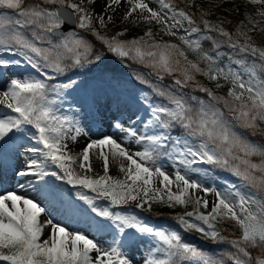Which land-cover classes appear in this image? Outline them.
Here are the masks:
<instances>
[{"label":"snow or ice","instance_id":"6c2138e0","mask_svg":"<svg viewBox=\"0 0 264 264\" xmlns=\"http://www.w3.org/2000/svg\"><path fill=\"white\" fill-rule=\"evenodd\" d=\"M97 2L0 0V52L21 58L42 77L10 75L0 88V106L11 113L0 117V184L5 179L23 181L19 187H29L56 210L73 215L81 209L53 178L70 185L75 200L83 202L96 218L89 227L98 232L111 229L116 235L102 248L80 230L71 231L49 218L42 220L47 209L38 200L5 191L0 193V264H133L127 253L142 242L136 237L155 241L145 264L188 260L264 264V143L249 138L264 137V0H246L258 6L255 16L246 14L247 24L241 21L235 32L225 28L224 19L213 23L206 9H199L198 21L190 11L198 8L195 0H181L183 8L176 0H154L157 8L150 6L153 0H103L99 12L87 7ZM228 2L220 0V4ZM123 4L127 8L121 22L149 26L142 36L123 40L125 32L111 37L102 33ZM152 25H159L164 35L181 43L157 40ZM75 28L89 32L102 47L96 49ZM204 41L211 42V51L204 49ZM222 45L239 58L229 55L228 63H222ZM188 52L196 59H189ZM107 54L150 69L161 83L138 74L135 80L147 86L151 95L141 92L126 97L124 81L109 75L104 67ZM20 63V59L0 57V72ZM94 71L99 75L92 81L77 78ZM49 73L63 75L67 82L49 84L55 79ZM165 76L173 78L168 85L162 84ZM197 76L215 89L229 85L226 95H218ZM72 92L83 93L75 107L84 113L83 124L57 111L63 96ZM157 98L163 102H156ZM113 108L117 115L108 126L140 148L132 151L112 135H103L89 139L74 153L67 141L75 143L87 136L91 131L87 121L102 124V109ZM140 109L146 116L140 115ZM125 113L129 125L120 118ZM134 124L145 131L139 132ZM165 159L178 165L171 174L160 163ZM94 160L101 163L99 173ZM113 165L119 175L110 174ZM218 171L231 174L249 191L230 182L221 191L216 187ZM208 195L215 197L210 211ZM98 199L108 201L110 207H97ZM130 204L149 212L153 204L185 209L191 204L192 211L175 217L178 224L213 244H228L233 251L206 254L184 242L177 231L157 229L135 214L112 210ZM229 221L239 228V236L229 238L217 227ZM46 228L50 229L47 236Z\"/></svg>","mask_w":264,"mask_h":264},{"label":"rangeland","instance_id":"374dc122","mask_svg":"<svg viewBox=\"0 0 264 264\" xmlns=\"http://www.w3.org/2000/svg\"><path fill=\"white\" fill-rule=\"evenodd\" d=\"M74 2H75V0H74ZM195 2H196V5L198 6V8L195 9L196 12H199V9H201V8L209 10L211 12V15L208 16V19H210L213 23H217L218 18L224 19V18H228V17L231 18L230 16H237L240 18V21L237 22L238 25L240 24L241 21H243L245 24H247V21L245 20L246 14L255 16L256 7H258V6L254 7L252 5L247 4L246 0H239V1L229 0L228 3H224V4H220V0H195ZM102 4H103V0H98L96 5H88L87 7L95 8V11L99 12L101 7H102ZM217 4H220V6L217 7L216 6ZM150 6H152L154 8L158 7V5L155 4L154 0L150 4ZM126 8H127L126 4H123L122 6H120V8L117 10V12L114 15V22L108 24L106 29H101L103 34L111 37L118 32H125L126 34L124 36L120 37L123 40H131L133 38H137V37L142 36L144 34V32L149 27L148 25H145L143 23H139V24L134 25L131 22H127V21L121 22V19H120L121 15L126 10ZM3 11H7V10H3ZM8 15H14V14L11 12H8ZM199 16H200V12H199ZM231 23H233V22H231ZM233 24H234L235 30H236L238 25H235L236 24L235 22ZM231 27H232V25H231ZM248 27H251V25H248ZM152 30L156 34L157 40H163V41H168L171 43L178 44V39L176 37L164 35L163 32L160 31L159 25H152ZM75 32L78 35L84 36L83 32H86V31L77 28L75 30ZM86 39H88V38H86ZM259 39H260V37L258 35L257 40L259 41ZM89 42H91V41H89ZM44 46H46V45H44ZM0 57H2L4 59H9V60H18V59L21 60L20 64L13 65L9 70L0 72V88H3L5 82L8 81L10 75L16 76V77H21L22 75H26V74L30 73L33 76H36L38 78H42V77H39L38 73H35V70L31 69L30 66H28L25 62H23V60L21 58L15 57V56L11 55L10 53H3V52H0ZM235 58H239V57H235ZM189 59L194 60L191 56H189ZM104 67L107 69L109 75H115L117 78H121L124 81V89H125V96L126 97L135 96L137 94H140L141 92H143L144 94L151 95V91L147 86L141 85L138 81L135 80L134 77L138 74H142L143 76L148 78L150 81H153L154 84H160L161 83L160 81L156 80L155 76L150 77L147 71H142L140 69L131 68L127 65V63L125 61H120L116 57L113 58V57L108 56V60L106 61ZM233 67H236V66L233 65ZM146 70L151 72V70L148 68ZM49 74L56 77L53 81L52 80L47 81L49 84H56V83L63 84V83L67 82L66 78L63 75H56L55 73H49ZM98 75H99V72L94 71V72H87V73L81 74L77 78L80 79L81 76H83L85 78V80L92 81L93 77L98 76ZM165 78L168 80L167 81L163 80V82H162L163 85H168L172 82V79H173L172 77L165 76ZM197 79L201 83L207 84L209 87H212L213 90L216 91V93L218 95H226V93L228 91L229 85H227V84H225L224 87L221 89H215L214 84H210L203 76H197ZM220 82L222 84H224V81H220ZM184 91L190 92L191 90L185 89ZM195 94L198 96H202V97L204 96L203 93H199V92H197ZM82 96H83L82 92L81 93L72 92L71 94L64 95L63 98L60 100V102L57 105L58 113L61 115H67V116L71 117L75 122H78L80 124L85 123L86 121L84 120V113L76 112L74 110L78 100H80V98ZM156 102L160 103L163 101H161L159 98H157ZM101 103L102 104L104 103L103 99H101ZM135 110L136 109L133 108V111H135ZM102 111H104V123H102V124L101 123H92L91 120L87 121V123H89L91 125V131L89 132L91 135L88 133L87 136H81L78 138V140L75 143H73L70 139L67 141L69 147L73 150V152L78 153L82 149V147L89 141V138L90 139H98V138H101L103 135H112L114 138H116L118 140V142L124 144L126 147H128L132 151L139 149L140 148L139 145H136L135 143H131L129 141H126L124 138V134L121 133L119 130H117L115 128H110L108 126L111 123V118L114 115H117V113L115 112V109L113 108L112 111H107V109H102ZM7 114H11L10 111L8 109L0 106V117H3L4 115H7ZM112 114H114V115H112ZM140 115L146 116L143 109H140ZM110 116H112V117H110ZM120 118L122 120H124L126 125L130 124V122L127 120L126 113ZM97 119L99 120L100 117H97ZM131 126L136 127V129L141 133H143L145 131L143 129V127L139 124H134ZM85 131H87V129ZM176 131H180V130L177 129ZM237 131H243V130L237 129ZM96 134L98 135V137ZM249 138L252 139L253 141L264 143V137H261L259 135L252 137V138L249 137ZM105 151H106V149H105ZM28 155L30 156L31 154H28ZM27 158H28V156L24 157V159H27ZM253 159L258 162L259 158L254 157ZM0 162H2V161H0ZM160 163H162V165L166 168V170L170 174L173 173L175 171V169L178 167V165H176L175 162L172 160L165 159V160L161 161ZM93 166L96 169V172H98V173L101 172V163L99 160H94ZM197 167L208 168L210 166H208V165H197ZM110 174L114 175V176L119 175L116 167L110 168ZM6 175H10V173H6ZM189 175L193 179L197 178V174H195V173H190ZM217 175L220 177V179L217 181L216 187H218L221 191L224 190V185L226 182L235 183V184L239 185L242 188V190L249 191V189H244L243 185H241L240 181L238 179H236L235 177H233L231 174H229L227 172H223V171H218ZM53 182L58 187L63 189V191L65 192L66 195L68 193L72 194L73 202L81 209V211L76 213V214H73V215H66L62 211H58L55 208H53V206L51 204L47 203V201L44 198H42L40 195H38L37 192H35V194H33V195L32 194L27 195L28 198H33L35 200L39 199L38 201L47 209L48 213L46 212L41 217V219L43 220V219H45V217L52 219L54 222H57L59 225L65 226V227H67V229L69 228V230H71V231H75L79 228L78 230L86 233L88 235V237L93 239L94 242L98 243V245L100 247L106 248L112 242V237L116 235L115 231L110 229V230L105 231V232H98L95 228H90L89 227L90 222L96 218H95L94 214H92L90 212V210L87 208V206L83 204V202L75 200V190L72 189L70 185H66L63 182L55 181V180H53ZM20 183H23V181H15V180L5 179V181H3L2 184H0V193H3L5 191H15L18 194L22 195L20 193V191L21 190H28V189H27V187H24V188L19 187ZM19 189H21V190H19ZM82 191H85L86 195L95 196L94 193L88 192L86 190H82ZM197 195H203V193H197ZM206 199H208V201H209V209L207 211H210L212 202L214 201L215 197L212 195H208L206 197ZM96 206L100 207V208L110 207L109 202L106 200H103V199H98L96 202ZM112 210L113 211H119V212H122L125 214H135L136 216H138L139 218H141L142 220H144L146 223L150 224L154 228H157V229L162 228L165 231L174 230V231H177L180 233V230L182 229V227L179 224L174 223V224H176V226H174V225L170 224L169 221H167V220L156 221L149 215V213L150 212H153V213L157 212L159 214V213H165V212L169 213L170 212L172 214L175 213L173 215L177 216V215L183 214L186 211H192L193 207L191 204L186 209L183 207L169 208L166 205L153 204L152 205V211L149 212V211H145V210H141V209L136 208L134 204H130L127 206H121L118 208H114ZM200 211L204 212L206 210L201 208ZM68 216L71 218H69ZM74 216L78 219H76ZM57 218H59V219H57ZM230 223H231L229 225L230 227L229 226L226 228L223 227L221 229L223 230V234L225 236H228L229 238H233V234L235 235V234L239 233L240 230L237 226H235L234 222H230ZM71 224L72 225L75 224V225L72 226ZM82 226H84V227H82ZM49 231H50V229H47V228L45 229V236H47ZM129 234L135 236L134 232H130ZM136 238L138 240H142V242H138L137 246L131 252H129L127 254L133 260V264H145V260L149 257L150 251L153 249L155 241L151 237H142V238L136 237ZM199 249L204 251L206 254L219 256L222 253L229 251L231 249V247L228 244H220L219 250H216L215 252H212V253H210L209 251H206L202 247H200ZM93 256H95V253H93ZM182 264H195V262L188 260V261H183ZM227 264H231V262L228 261Z\"/></svg>","mask_w":264,"mask_h":264},{"label":"trees","instance_id":"16d2710c","mask_svg":"<svg viewBox=\"0 0 264 264\" xmlns=\"http://www.w3.org/2000/svg\"><path fill=\"white\" fill-rule=\"evenodd\" d=\"M239 1V0H237ZM177 3H179V5L183 8L185 5L184 3L181 2V0H176ZM194 10L195 11V14H196V17L198 19V13H196V10L195 9H191L190 11ZM242 11V10H241ZM193 12V11H192ZM231 18H224V20L226 21L225 23V27L232 31L233 32V29H235V26H234V22L236 23L235 25H238V21H240V18L237 17V16H230ZM232 23V28H230V24ZM86 37H88L90 39V41L93 43L94 47L96 49H100L102 46L100 45V43L98 41H96L95 39H93L91 36L87 35ZM222 39V38H221ZM181 43V42H179ZM223 46V45H222ZM203 47L205 50H211V42L210 41H204L203 42ZM187 51V50H186ZM188 54L190 56H192L193 58L196 57L195 54L191 53V52H188ZM250 59V57H249ZM128 64L130 66H135L133 62L127 60ZM203 65V64H202ZM140 68L142 69H146L144 68L143 66H139ZM175 214V213H173ZM172 213H157V212H150L149 215L156 221H159V220H167L169 221L170 224H178V221L175 219L176 215H173ZM174 224V225H176ZM231 223L230 222H224V223H220V224H217V227L218 228H226L230 225ZM230 227V226H229ZM180 234H181V237L182 239L189 243V244H195L197 245L198 247H202L204 248L206 251H209V252H215L217 249L216 248H219V245L220 244H213L211 241H207L205 240L199 233L197 232H188V231H185L183 228L180 230ZM240 235V232L235 234L234 236H239ZM229 251H233L232 249H230Z\"/></svg>","mask_w":264,"mask_h":264},{"label":"bare ground","instance_id":"6f19581e","mask_svg":"<svg viewBox=\"0 0 264 264\" xmlns=\"http://www.w3.org/2000/svg\"><path fill=\"white\" fill-rule=\"evenodd\" d=\"M126 95H127V94H126ZM78 101H79V100H78ZM74 110H75V108H74ZM107 113H108V112H107ZM114 113H115V112H114ZM105 115H106V114H105ZM110 115H111V114H110ZM112 115H114V114H112ZM110 117H112V116H110ZM121 117H122V116H121ZM106 123H107V122H106ZM106 123H105V124H106ZM125 124H126V123H125ZM103 125H104V124H103ZM105 126H106V125H105ZM135 126H136V125H135ZM137 126H138V125H137ZM140 127H141V126H140ZM135 128H136V127H135ZM142 132H143V131H142ZM89 134H90V133H89ZM90 135H91V134H90ZM96 135H97V134H96ZM92 137H93V136H92ZM97 137H98V135H97ZM97 137H96V138H97ZM89 139H90V138H89ZM95 165H96V164H95ZM99 166H100V165H99ZM112 167L115 168V165H113ZM53 180H54V179H53ZM4 181H5V180H4ZM16 185H17V184H16ZM2 186H3V185H2ZM17 187H18V186H17ZM27 189H28V190H21V189H19V190H21L20 193H21L23 196H25V197H28L27 195H31V194L33 195V194H35V192H36V191H33V190H29V187H27ZM17 191H18V190H17ZM38 195H39V194H38ZM38 200H39V199H38ZM47 203H48V202H47ZM49 208H50V207H49ZM51 209H52V208H51ZM53 212H54V211H53ZM53 212H52V213H53ZM47 213H48V212H47ZM50 216H51V215H50ZM63 216H64V215H63ZM58 217H59V216H58ZM68 217H69V216H68ZM74 217H75V216H74ZM83 217H84V216H83ZM45 218H46V217H45ZM69 218H71V217H69ZM75 218H76V217H75ZM57 219H59V218H57ZM63 219H64V218H63ZM76 219H78V218H76ZM76 219H75V220H76ZM79 219H80V218H79ZM65 220H66V219H65ZM85 220H86V219H85ZM81 221H82V220H81ZM59 222H60V221H59ZM87 222H88V221H87ZM56 223H57V222H56ZM68 223H69V222H68ZM82 223H83V222H82ZM64 224H65V223H64ZM64 224H63V225H64ZM66 224H67V223H66ZM77 224H78V223H77ZM71 225H72V224H71ZM74 225H75V224H74ZM74 225H72V226H74ZM82 227H84V226H82ZM76 228H77V227H76ZM68 229H69V228H68ZM78 229H79V228H78ZM78 229H77V230H78Z\"/></svg>","mask_w":264,"mask_h":264}]
</instances>
